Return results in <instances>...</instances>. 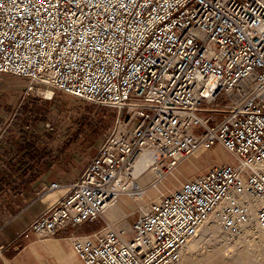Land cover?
Here are the masks:
<instances>
[{"label":"built area","instance_id":"1","mask_svg":"<svg viewBox=\"0 0 264 264\" xmlns=\"http://www.w3.org/2000/svg\"><path fill=\"white\" fill-rule=\"evenodd\" d=\"M0 74L118 111L80 176L50 185L65 190L37 237L97 220L144 174L142 154L162 178L216 145L236 162L150 202L128 234L72 235L73 250L83 264H180L220 207L227 229L249 220L245 197L264 236V0H0Z\"/></svg>","mask_w":264,"mask_h":264},{"label":"rangeland","instance_id":"2","mask_svg":"<svg viewBox=\"0 0 264 264\" xmlns=\"http://www.w3.org/2000/svg\"><path fill=\"white\" fill-rule=\"evenodd\" d=\"M27 86V80L0 74V116L13 118L21 111V135L27 137H23V140L30 139L32 142L35 139L39 140V137L33 133L49 131L55 137L48 135L46 140L55 141L59 147L66 145L70 150L75 151L74 169L85 166L115 126L118 111L110 108L101 110L100 108L103 107L98 108L99 106L47 87L35 86L33 92L27 93ZM49 90L53 92L50 98L46 96ZM224 102L225 99L221 96L217 105L221 107ZM109 112H115L114 121L110 125L101 126V120H104ZM124 115L123 113V118ZM196 154L182 160L171 174L162 178L159 177L160 169L150 164L157 173L145 172L146 175L144 173L140 177H135L134 185L129 186L133 189L139 184L140 188L145 190V194L142 197L125 194L126 192L120 195L119 198L123 195L127 198L125 215L119 214L109 220L104 216V211L97 220L90 221L100 226L96 231L107 228L115 231L123 230L128 234L131 223L150 202L158 200L182 183L205 172L213 164L236 162L235 158L219 145L198 151ZM172 174L175 178L170 176ZM166 180L168 184L164 186L163 182ZM70 183L64 186L67 187ZM119 198L116 204L121 201ZM261 248H264V236L259 230L252 233L240 224L236 229H227L220 222L218 215H214L199 228L197 235L190 240L188 247L184 248L180 264H264Z\"/></svg>","mask_w":264,"mask_h":264},{"label":"crops","instance_id":"3","mask_svg":"<svg viewBox=\"0 0 264 264\" xmlns=\"http://www.w3.org/2000/svg\"><path fill=\"white\" fill-rule=\"evenodd\" d=\"M0 117V264H83L73 252L71 236L98 230L96 222L70 226L46 238L28 228L63 196L64 189L49 186L76 180L88 162L74 169L75 151L46 140L48 135L55 137L53 133L35 132L39 140L29 144L32 140L22 139L26 136L21 135L20 114Z\"/></svg>","mask_w":264,"mask_h":264},{"label":"bare ground","instance_id":"4","mask_svg":"<svg viewBox=\"0 0 264 264\" xmlns=\"http://www.w3.org/2000/svg\"><path fill=\"white\" fill-rule=\"evenodd\" d=\"M52 91L49 90L46 92V96L47 97H51L52 96ZM196 154V153H195ZM193 154V155H195ZM197 155V154H196ZM151 160L149 159L148 157V154L147 153H144L142 154L135 162V169H134V176H138L142 173H145V172H153L154 174H156L157 170H154V168H151L150 164H151ZM156 173H155V172ZM147 173H145L146 175ZM172 176L173 178H175L174 174L170 175ZM151 180H149L150 182ZM134 185V184H132ZM133 190H137L138 192H135ZM131 194L132 196H138V197H142L144 194H145V190H142V188H140V185L139 184H136L134 186L133 189L131 190H128V192H126L125 194ZM121 201L119 203H115V205H111L106 211H105V217L109 220H111L113 217L119 215V214H123L125 215V203H126V196H121V198H119ZM138 199V198H137ZM243 202H245L248 206H249V220L247 222H244V223H241L240 225L241 226H244V228L246 230H249L251 231L252 233L253 232H258V229H257V224H256V213H257V206H255V202L251 199H249L248 197H245L244 200H242ZM223 209V206L220 207L217 212L214 214V215H219ZM213 215V216H214ZM259 235V234H258ZM261 236V235H260ZM189 243L185 246L188 247ZM260 246V245H259ZM241 251V250H240ZM74 254L77 256V254L75 253V251L73 250ZM242 252V251H241ZM261 252H262V255H264V248H261ZM243 253V252H242ZM244 254V253H243ZM261 255V256H262ZM184 257V256H183ZM248 258V257H247ZM182 259V258H181ZM262 259V258H261ZM264 259V258H263ZM184 260V259H183ZM182 261V260H181ZM257 262V261H256ZM260 262V261H259Z\"/></svg>","mask_w":264,"mask_h":264},{"label":"trees","instance_id":"5","mask_svg":"<svg viewBox=\"0 0 264 264\" xmlns=\"http://www.w3.org/2000/svg\"><path fill=\"white\" fill-rule=\"evenodd\" d=\"M98 108H100V107H98ZM100 109H101V110H102V109H103V110H106L107 108H105V109H104V108H100ZM19 114L21 115V111H20ZM114 119H115V112H109V113H108V116L105 117L104 120H101L100 125H101V126L110 125V124L114 121ZM29 144H33V142L30 141Z\"/></svg>","mask_w":264,"mask_h":264}]
</instances>
